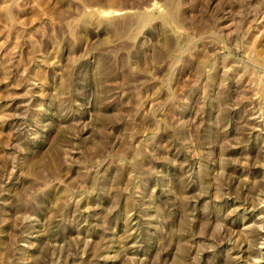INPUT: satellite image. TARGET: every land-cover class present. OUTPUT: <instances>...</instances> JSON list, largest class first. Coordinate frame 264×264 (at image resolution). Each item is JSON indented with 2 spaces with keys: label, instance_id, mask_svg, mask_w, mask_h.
Segmentation results:
<instances>
[{
  "label": "rangeland",
  "instance_id": "374dc122",
  "mask_svg": "<svg viewBox=\"0 0 264 264\" xmlns=\"http://www.w3.org/2000/svg\"><path fill=\"white\" fill-rule=\"evenodd\" d=\"M0 264H264V0H0Z\"/></svg>",
  "mask_w": 264,
  "mask_h": 264
}]
</instances>
